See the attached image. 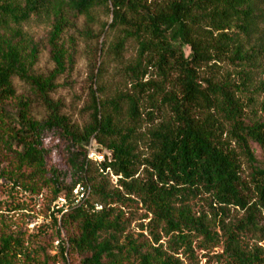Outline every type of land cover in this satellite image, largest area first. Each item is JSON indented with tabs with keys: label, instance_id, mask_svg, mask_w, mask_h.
<instances>
[{
	"label": "trees",
	"instance_id": "1",
	"mask_svg": "<svg viewBox=\"0 0 264 264\" xmlns=\"http://www.w3.org/2000/svg\"><path fill=\"white\" fill-rule=\"evenodd\" d=\"M98 9L111 15L109 29L123 27L125 37L137 43L138 62L130 72L140 73L146 62L171 91L135 76L136 93L102 104L93 100L91 122L78 133L47 99L52 80L32 75L38 49L21 26L33 19L49 21V44L57 53L54 42L68 24L66 15L89 16ZM263 15L264 0H0V194L8 189L43 194L51 204L68 199L79 184L91 185L84 204L69 207L59 223L51 211L50 225L32 233L5 217L0 202V264H180L163 250L158 229L168 238V251H190L192 238L201 237L221 246L225 264H264L261 249L244 244L247 235L264 237L256 219L264 209V169L251 150L252 144L264 149V98L260 119L251 121L247 114L257 92L248 89L249 61L264 53L262 44L249 48V42ZM115 48L121 49L122 41ZM224 62L236 68L233 78L213 70ZM14 78L38 88L50 110L46 121L30 117L28 102L15 95ZM147 88L153 89L146 97L152 109L147 117L152 121L161 108L169 115L149 132L148 154L141 158L133 135L141 119L140 94ZM124 104L129 121L120 125L116 118ZM48 134L69 144L63 153L70 185L52 162ZM90 140L108 153L99 169L86 159ZM241 158L249 181L242 176ZM106 170L118 177L116 188L106 190ZM198 197L219 210L210 222L192 216L186 204ZM138 201L149 222L130 233L123 209ZM229 207L245 211L244 218L226 225L222 216Z\"/></svg>",
	"mask_w": 264,
	"mask_h": 264
},
{
	"label": "rangeland",
	"instance_id": "2",
	"mask_svg": "<svg viewBox=\"0 0 264 264\" xmlns=\"http://www.w3.org/2000/svg\"><path fill=\"white\" fill-rule=\"evenodd\" d=\"M67 26L63 29L59 38L54 42L58 51L51 50L49 44L51 26L49 21L44 19H33L27 24L21 26L22 31L27 33L37 46V58L32 68V75L41 80H52L51 89L47 94V99L51 106H55L60 117L67 119L71 130L81 133L83 129L91 122L93 114V100L97 103H105L114 100L120 96H133L136 90L133 89L135 76H138L142 84L156 82L159 87L164 86V90L171 91L168 83L162 82L156 70L152 66H147L143 62L140 73H131L130 68L134 67L138 62V45L132 38H126L123 27L117 29H109L111 23V15L106 10L98 9L92 11L89 16L67 14ZM257 32L250 38L249 48L253 45L262 44L264 46V15L262 19L258 18ZM260 37V40L258 41ZM122 41V48L116 49L115 46ZM248 47V46H247ZM188 51L186 50V53ZM59 55V56H58ZM252 56V55H251ZM60 59V64L56 63V59ZM252 65L250 72L249 91L254 89L257 92L254 95L255 105L249 108L247 114L251 121L260 119L261 113L258 109L259 103L264 98V90L261 89V83L264 84V53L254 55L249 61ZM217 69H213L218 76H226L230 74L233 78L236 68L227 63L217 64ZM144 72H146L144 75ZM15 95L22 100L28 102L30 117L35 121L44 122L50 115L48 104L42 100L38 88L29 82H25L18 78L12 80ZM153 89L147 88L140 94L141 102L139 104V112L141 119L135 126L133 135L136 154L141 158L148 154L149 132L162 122L164 116L169 115L167 109L161 108L160 113H154V118L147 117V113L152 111L150 103L147 102V95H151ZM244 99V97L242 98ZM156 103L160 101V95L155 97ZM144 110L146 113H144ZM255 112V115L253 113ZM255 117V118H254ZM117 121L120 125H127L129 121L128 107L122 105L118 113ZM8 124L6 131H9ZM46 143L52 148V162L58 164L60 170L64 174V184L70 185L71 172L66 164L64 149L66 142H58L52 134H48ZM97 152L99 147L95 146ZM254 158L258 165L264 169V149L257 145H251ZM103 153V152H100ZM242 176L249 181V169L244 160L241 158ZM95 168L96 165L93 164ZM142 179V169L138 173ZM137 175V176H138ZM109 184L106 190L116 188L110 175H108ZM91 185L89 184V187ZM9 187H7L8 189ZM41 195V196H40ZM30 196L22 191L4 190L0 194V202L4 204L3 214L16 221L21 230L32 233L40 225H50V213L54 211L57 222L62 215L56 213L53 208L54 204L47 203L42 195ZM255 199H253V202ZM137 206L123 209L125 216L130 220L128 231L130 233H138L141 225H147L148 219H143L145 215L144 206L138 201ZM191 210L192 216L202 217L205 222L214 219V213L219 215L217 206L213 205L215 211H212L204 200L200 197L189 198L186 202ZM20 205L22 209L15 212L12 207ZM176 207H179L177 204ZM245 211L237 208L229 207L222 216L226 225H233L244 218ZM221 217V218H222ZM256 219L260 227L264 226V209L256 212ZM13 226V225H12ZM217 231L219 229L217 228ZM146 236V231L143 232ZM159 243L163 250L172 254L178 259L180 264H225L219 255L222 253L220 245H215L201 237L192 238L191 250L184 251L178 249L168 251V238L164 236L162 231L158 229ZM62 235L64 233L62 232ZM54 242L52 247H55ZM244 244L248 249L260 248L264 253V237L259 234L247 235ZM51 254H54L52 250Z\"/></svg>",
	"mask_w": 264,
	"mask_h": 264
},
{
	"label": "built area",
	"instance_id": "3",
	"mask_svg": "<svg viewBox=\"0 0 264 264\" xmlns=\"http://www.w3.org/2000/svg\"><path fill=\"white\" fill-rule=\"evenodd\" d=\"M96 144L94 140H90L89 143L86 146V159L88 162L96 165V167L99 169L100 164L104 161L105 155H108V153H100L101 151L97 152ZM101 171V170H99ZM106 173H109L108 170H106ZM110 177L115 184L117 182L118 177L113 176L110 174ZM90 196V187L88 184H79L76 187H74L71 190V194L68 199L65 197L58 198L53 204L54 207L58 212V214L63 215L68 212L69 207L77 204H84ZM96 209H100V207L96 206Z\"/></svg>",
	"mask_w": 264,
	"mask_h": 264
}]
</instances>
